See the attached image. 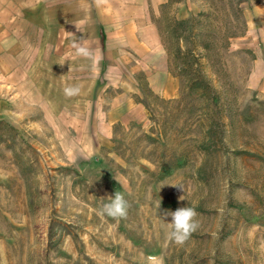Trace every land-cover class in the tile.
Wrapping results in <instances>:
<instances>
[{"label": "rangeland", "instance_id": "1", "mask_svg": "<svg viewBox=\"0 0 264 264\" xmlns=\"http://www.w3.org/2000/svg\"><path fill=\"white\" fill-rule=\"evenodd\" d=\"M159 11L173 94L139 80L129 120L82 147L0 119V264H264V0ZM116 191L127 216H101ZM187 206L200 227L176 245L165 213Z\"/></svg>", "mask_w": 264, "mask_h": 264}, {"label": "crops", "instance_id": "2", "mask_svg": "<svg viewBox=\"0 0 264 264\" xmlns=\"http://www.w3.org/2000/svg\"><path fill=\"white\" fill-rule=\"evenodd\" d=\"M168 3L0 0V119L49 126L82 147L77 134L85 142L93 133L108 138L110 123L129 120L140 106L139 80L156 94H173L175 79L155 24ZM81 40L98 57L95 63L77 55L73 45ZM73 83L82 92L66 98L63 89Z\"/></svg>", "mask_w": 264, "mask_h": 264}, {"label": "clouds", "instance_id": "3", "mask_svg": "<svg viewBox=\"0 0 264 264\" xmlns=\"http://www.w3.org/2000/svg\"><path fill=\"white\" fill-rule=\"evenodd\" d=\"M103 2L104 0H97V5L99 6ZM73 47H75L78 56L89 58L93 63L98 59L83 40L76 42ZM82 88L83 86L80 83H73L66 86L63 89V93L66 98H73L81 94ZM109 197V202L103 205L99 214L115 219L125 218L128 214V209L131 207L125 195L122 192L116 191L114 196ZM180 199L183 200V197ZM165 215L172 217V221L169 223L171 230L166 233V238L176 245H184L200 227L198 213L194 207L178 208L174 212L165 213ZM147 260L148 264H163L162 259L155 256H150Z\"/></svg>", "mask_w": 264, "mask_h": 264}, {"label": "trees", "instance_id": "4", "mask_svg": "<svg viewBox=\"0 0 264 264\" xmlns=\"http://www.w3.org/2000/svg\"><path fill=\"white\" fill-rule=\"evenodd\" d=\"M177 167V166H176Z\"/></svg>", "mask_w": 264, "mask_h": 264}]
</instances>
